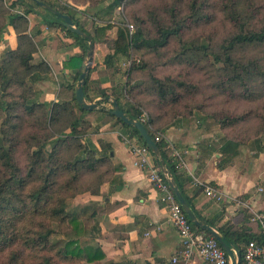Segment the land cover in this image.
Masks as SVG:
<instances>
[{"label":"trees","instance_id":"1","mask_svg":"<svg viewBox=\"0 0 264 264\" xmlns=\"http://www.w3.org/2000/svg\"><path fill=\"white\" fill-rule=\"evenodd\" d=\"M7 0H0V15L6 16L7 20L0 23V43L3 41L7 30L10 28L16 33V48L5 52V65L0 66V71L15 67L22 69L25 78L31 79V84H38L45 79L50 72L49 66L44 63H34V53L37 51L36 44L28 33V20L24 16L15 13L18 8H24L27 13L36 9L43 10L44 19L50 25H58L74 39L82 48V55L74 57L65 63L70 68L74 60H79L75 82L69 86L71 90L70 100L64 99L59 102L47 103L39 99V94L33 92V86H27L25 79H19L21 87L27 88V93L19 97V101H8L6 89L10 80L6 78L3 85L4 96L0 99V112L7 113V120L0 127V264H24L31 260L32 264H104L105 254L101 247L93 244L92 239L87 237L86 230L90 216L95 213V207L87 205L81 212H74L67 198L74 200L80 195H99L101 186L110 180L113 171L117 168L111 163L112 147L103 141L84 139L83 123L89 112L82 109L75 98V85L84 68L83 62L89 48V40L78 36L73 30L67 29L62 20L39 7L36 2L29 0H12L10 6H4ZM50 5L62 14L72 17L76 26L91 36L94 45L104 41L110 47L112 53L105 57V64L110 65L118 56L129 58L133 50L148 48L157 53L170 45L172 40L177 39L180 43L179 58L188 56L189 53L201 54L206 58L211 54L215 61L216 77L218 83L216 89L223 93L247 98L253 97L252 85L264 82V64L261 58L240 56L241 51L245 54L251 49L264 48V8L257 7L256 0H188L179 2L176 6L169 7L170 15L164 22L157 21V33L155 37H146L144 28L141 26L135 33H130L127 27L117 28L116 37L108 35L115 27L112 22L100 26L96 24V16H93V33L85 25V21L78 18V14L84 12L66 2L64 6L59 0H37ZM126 0H114L108 7V14ZM9 8V10H8ZM98 22V20H97ZM220 26L228 28V33L223 43L212 49L210 42H202L198 45L195 41L188 40L193 32L210 31L216 37ZM210 50V51H209ZM264 61V58H262ZM95 68V67H94ZM93 68V69H94ZM145 67L132 64L125 72L126 82L123 86L100 91L102 101L108 97H114L121 110L132 120L141 121L143 110L146 109L144 92L153 90L157 100L168 112L167 107L171 102L176 104L182 96L175 93L176 88L185 87L183 82H175L172 79L166 83L156 77L151 79V87L146 88L145 82H132V76L136 71H144ZM17 74H19L16 71ZM15 74V75H17ZM86 79L85 88L88 85ZM254 86V85H253ZM244 93V94H243ZM131 96L137 98L132 101ZM21 110L17 111V108ZM162 107V106H161ZM112 110H100V113L116 121L124 134L135 139V143L148 148L139 131L126 125L122 120L111 113ZM41 112L39 119L42 127L52 126L54 122H60L64 118L70 123L58 135L48 134L43 136V142L38 137H30L28 143V155L30 158L29 168L24 170L17 161V152L24 140L25 121ZM216 123L221 129L234 126L249 118V115L235 116L226 115L221 118L214 116ZM264 121V118H262ZM150 117L148 123H144L151 136L157 143L169 171L173 174L181 191L195 210L198 218L206 224L217 228L244 254V247L252 241L262 243L264 235L252 234L246 225L250 216H244V222L240 227L226 222L220 225L212 219L203 217L196 209L192 199L186 194L185 179L179 173L176 165L169 157L167 141L163 138L156 141V136L164 133L161 123H157ZM64 148L75 149V154L69 159L61 157ZM240 144L232 139H224L221 153L236 154ZM264 151V148H261ZM149 150V148H148ZM39 176L40 185L36 190L29 189L35 176ZM91 175L93 181L83 186V177ZM29 189V190H28ZM71 192L66 198L65 194ZM42 217V220H38ZM57 221L59 227H66L71 231V237L59 241L54 239L57 235L55 226L51 222ZM198 232L210 235L193 225ZM62 243V246L60 245ZM61 246V247H60ZM107 264H120L110 262ZM127 264V263H122Z\"/></svg>","mask_w":264,"mask_h":264},{"label":"crops","instance_id":"2","mask_svg":"<svg viewBox=\"0 0 264 264\" xmlns=\"http://www.w3.org/2000/svg\"><path fill=\"white\" fill-rule=\"evenodd\" d=\"M15 13L28 20V33L37 47L34 60L41 56V60L34 63L44 62L49 66L47 77L52 74L56 77V73L60 75L56 84L51 83L49 78L39 81L38 84L48 82V89L42 93L41 99L47 103L70 100L72 93L69 86L75 82L80 63L74 60L70 62V68L65 67V63L81 56L82 48L64 28L48 24L39 9L27 13L24 8H18ZM108 35L116 37L112 31ZM101 45L108 44L102 41L94 45L93 64L87 88H84L87 102L99 104V108L92 111L96 112L93 115H100L102 109H113L111 102L102 101L100 91L121 87L126 82L121 66V60L125 57L118 56L110 65H106L105 57L112 51L109 47L103 59H97L95 51ZM16 46V33L9 28L0 43V49L5 53ZM85 64L86 58L83 62ZM77 85L78 81L75 90ZM109 125L106 121L103 130ZM163 130L164 133L160 135L169 144L167 149L170 159L173 154H179L177 159L183 165L178 170L185 179L186 194L192 199L195 209L203 217L220 225L230 222L236 227H240L244 216L248 215L249 222L245 224L247 229L255 235L263 234L264 171L251 172L246 157L240 156V149L236 154L221 153L224 138L220 125L192 127L182 120ZM101 137L104 144L111 145V163L117 169L113 171L110 180L101 186L99 195L84 194L85 204H82L80 210L73 211L81 212L87 205L95 207L86 235L92 239L93 244L102 248L105 254L102 263L209 264L200 256H195L189 262L181 258L177 263L172 261L181 250V239L169 223L167 209L159 201L147 173L135 164L136 159L129 148V142L136 144L135 139L118 128L102 131ZM261 159L263 155L256 158L259 163ZM199 183L219 188L226 196L225 202L208 200Z\"/></svg>","mask_w":264,"mask_h":264},{"label":"rangeland","instance_id":"3","mask_svg":"<svg viewBox=\"0 0 264 264\" xmlns=\"http://www.w3.org/2000/svg\"><path fill=\"white\" fill-rule=\"evenodd\" d=\"M12 0H7L4 2V6H10ZM60 4L64 6L66 2H70L76 8H78L84 14L79 13L77 16L85 21L86 27L91 33L94 30V22L92 21L93 16H96V24L104 25L107 22H112L115 27L112 28V35L116 36L117 28L120 26H125L130 32L135 33L139 27H143L146 37H155L157 33V21L164 22L170 15L168 9L169 7L176 6L179 2L188 0H126L119 6H117L114 11L110 14L108 7L114 2V0H59ZM258 8H264V0H256ZM7 8V7H6ZM9 10V8H8ZM42 13L43 10L39 9ZM264 12V9L262 10ZM82 15V16H81ZM7 20L6 16L0 15V23ZM130 26H133L130 29ZM115 32V33H114ZM218 35L213 38L210 31L207 32H193L190 36L186 37L190 41H195L198 45L202 42H210L211 48L217 49L215 47L223 43L224 38L228 33V28L225 26H220L218 29ZM3 48V47H2ZM108 45H101L95 51L97 59H103L104 54L108 51ZM180 43L177 39L172 40L170 45L166 48L157 51V53L152 50L145 48L142 50H133L129 58H124L121 60L122 70L126 72L128 68L134 63L145 67L144 71H136L132 76V82H145L146 88L151 87L152 77L159 78L161 80L168 81L172 79L175 82L185 83V87L176 88L175 93L180 94L182 98L179 102L174 104L171 102L167 107H171V111L168 112L167 108H163L157 100L156 93L153 90L149 92H144L143 98H145L146 109L143 110V114H146L149 119H155L157 123H161L163 126H168L176 124L182 120H185L190 126H205L216 125V119L214 116L221 118L226 115L244 116L249 115L245 121H242L234 126L222 129V134L224 139H232L240 144L241 157H246V162L248 168L251 172H256V170L264 171V82H258L252 85L251 93L253 97L247 98L240 95V91L235 93V96L223 93L221 90L216 89V84L218 83V78L216 77V71L214 69V58L211 54L206 58L204 56H199L201 54L189 53L186 57L179 58L180 54ZM210 51V50H209ZM244 57H259L262 63L264 61V48H255L247 52V54L241 51L240 53ZM5 54L2 49H0V66L5 60ZM41 56L36 57L34 62H39ZM5 65V61L3 63ZM126 70V71H125ZM16 71L19 73L17 74ZM122 71V72H123ZM17 74V75H15ZM123 73L122 75H124ZM56 77L52 76L49 78L51 83L56 84L60 80V75L56 73ZM124 77V76H122ZM6 78L11 79L9 87L6 89V99L8 101H19V97L23 93H27V88L21 87L19 79H25L27 86H33V92H37L41 99L42 93L48 89L45 82L43 84H31V79L26 77L22 72L21 68L11 67L0 71V99L4 96L3 85ZM45 78V79H46ZM168 79V81L166 80ZM47 80V79H46ZM30 94V93H29ZM28 94V95H29ZM138 98V97H137ZM131 96L132 101L137 99ZM162 106V107H161ZM17 111L21 110L19 107ZM7 113L0 112V127L3 126L4 122L7 120ZM43 114L38 112L29 119L25 121L24 140L21 142V146L17 152V161L24 170L29 168L30 158L28 155V140L30 137H38L43 142V136L48 134H53V136L58 135L68 124L70 123L65 118L60 122H54L52 126L43 125L39 122ZM109 122V127L103 130V125L105 122ZM218 125V124H217ZM84 139L86 142L88 140L99 141L101 140L102 131H110L115 129H121L119 124L109 116L100 114L93 115L89 114L85 117L84 123ZM102 130V131H101ZM218 130V127H217ZM103 141V139L101 140ZM75 149L64 148L61 150V157L63 159H69L75 154ZM263 155V159L256 160L257 157ZM94 177L91 175H85L83 177L82 185L87 187ZM40 185L39 176H35L33 182L28 186L29 189L33 188L36 190ZM28 189V190H29ZM32 190V189H31ZM71 192L65 194L67 198ZM83 195L78 198L71 200L67 198L68 204L71 203L73 210L78 211L84 203ZM38 220H42L40 217ZM51 225L55 226L57 230V235L54 237L56 240H66L71 237V231L66 227H59L57 221L51 222ZM62 246V243L60 244ZM60 246V247H61ZM24 264H32L29 260ZM73 264V263H65ZM81 264V263H75Z\"/></svg>","mask_w":264,"mask_h":264},{"label":"built area","instance_id":"4","mask_svg":"<svg viewBox=\"0 0 264 264\" xmlns=\"http://www.w3.org/2000/svg\"><path fill=\"white\" fill-rule=\"evenodd\" d=\"M132 28L133 26H130V29ZM130 33L132 34V32ZM148 121L149 117L143 114L141 116V122L148 123ZM163 138L159 134L156 136V141H161ZM129 148L136 159L135 164L147 173L150 183L158 193L159 201L167 209L169 223L180 236L181 250L178 256L173 258L172 261L177 263L179 258H181L183 261L189 262L195 256H200L209 264H230L226 252L213 237L206 236L194 229L193 224L190 222L165 176L161 172L160 167L157 165L150 149L148 150L145 146L131 142H129ZM167 148H169V144ZM177 158H179V154L177 153L171 157L176 168L180 169L183 164ZM199 186L202 188L208 200L216 203L225 202V194L216 186L207 183H199ZM242 264H264V240L262 243L256 241L249 242L244 247Z\"/></svg>","mask_w":264,"mask_h":264},{"label":"water","instance_id":"5","mask_svg":"<svg viewBox=\"0 0 264 264\" xmlns=\"http://www.w3.org/2000/svg\"><path fill=\"white\" fill-rule=\"evenodd\" d=\"M29 1L36 2L39 5V7L44 8L48 10L49 12L53 13L54 15L58 16L62 20L64 26L67 29H71L78 36L82 38H87L89 40V48H88L87 55H86V64L78 79V85L76 86V90H75V98H76L78 105L82 109L89 111V112L97 110L99 108V104L97 102L88 103L86 100L85 89H84L86 79L88 75L90 74L91 67L93 64V58H94V43H93L91 36L88 35L86 32H84L83 30H81L78 26H76L70 15L62 14L58 10L51 7L50 5L44 4L42 2H38L37 0H29ZM107 101L113 104V109L111 111L112 115L122 120L126 125L130 127H134L139 131L141 137L143 138L144 142L146 143L151 153L153 154L157 165L160 167L161 172L165 176L174 195L176 196L177 200L181 204L190 222L198 229L204 232H207L211 237H213L219 243L222 249L226 252L230 260V264H242L243 257H242L241 251L235 245L229 242L226 236L221 231H219L215 227H212L206 224L205 222H203L202 220L198 218L197 214L195 213V210L192 208L191 204L188 202L186 196L184 195L179 185L177 184L173 174L169 171L167 164L165 162V159L163 158L162 153L157 143L151 136L145 124L139 120L130 119L125 114V112L120 109L119 104L114 97H108Z\"/></svg>","mask_w":264,"mask_h":264}]
</instances>
